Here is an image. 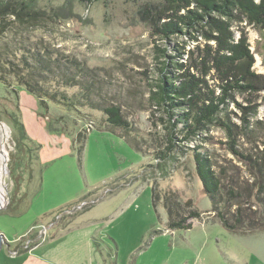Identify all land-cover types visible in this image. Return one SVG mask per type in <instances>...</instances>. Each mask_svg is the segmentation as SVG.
Masks as SVG:
<instances>
[{
    "label": "rangeland",
    "instance_id": "obj_1",
    "mask_svg": "<svg viewBox=\"0 0 264 264\" xmlns=\"http://www.w3.org/2000/svg\"><path fill=\"white\" fill-rule=\"evenodd\" d=\"M34 2L41 21L9 30L3 40L16 38L49 58L51 71L39 72L44 81L34 85L58 99L75 97L79 110L41 103L4 66L0 264H264V31L246 21L232 26L236 37L245 33L254 56L255 89L234 92L227 112L238 128L235 147L247 158L234 154L223 127L213 124L158 168L153 151L165 144V130L150 99L160 62L155 48L183 40L151 34L137 12L145 0ZM111 104L120 106L129 130L106 123L102 109ZM15 116L29 141L18 138ZM78 133L86 135L81 154L73 144ZM132 138L135 144L126 141ZM196 147L221 179L215 202L197 173ZM152 187L199 213L190 229H168L166 209L151 202ZM88 191L95 204L61 214ZM218 212L229 223L243 214L242 222L231 230Z\"/></svg>",
    "mask_w": 264,
    "mask_h": 264
},
{
    "label": "trees",
    "instance_id": "obj_2",
    "mask_svg": "<svg viewBox=\"0 0 264 264\" xmlns=\"http://www.w3.org/2000/svg\"><path fill=\"white\" fill-rule=\"evenodd\" d=\"M79 1L90 3L93 0ZM137 12L149 25L152 35L164 38L168 43L172 37L183 40L169 48H155L160 62L150 99L155 109L161 112L158 119L165 130V144L153 151L154 166L159 168L171 161L179 144L199 136L213 124L223 127L229 149L237 156L247 158L235 147L238 128L230 121L227 112L229 103L234 101V92L255 89L252 70L254 56L245 33L240 30V35L236 37L232 26L246 21L264 31V0H145ZM43 13L34 0H0V81L4 78L1 72L6 66L8 76L14 78L16 85L36 95L41 103L47 99L77 111L78 106L73 102L75 97L71 99V96L65 95L63 99H58L50 91L34 85V79L44 81L39 72L45 74L51 71L49 58L26 49L16 38L3 40L9 30L23 31L27 25L36 24V21L38 24ZM84 92L79 96L84 99L83 104H89L90 97ZM102 110L108 125L129 130L130 125L119 105L104 106ZM243 119L240 128L246 131L245 117ZM13 123L20 141H29L18 116L13 117ZM85 137V134L78 133L77 138H73L79 154L83 151ZM126 141L136 143L133 138ZM192 153L203 187L215 202L220 196L221 179L215 173L209 157L199 147L193 149ZM90 194L88 191L77 199L78 202L61 208V214H72L71 209L78 207H82L80 212L89 209L98 200L88 199ZM176 198V194L171 193L160 195L152 187L151 202L154 207L161 204L166 209L168 229H190V219L198 217L199 213L186 209ZM80 203L84 205L80 206ZM217 216L225 227L234 230L237 224H241L243 214H235L233 223H229L220 212ZM59 217L61 215L55 214L53 219Z\"/></svg>",
    "mask_w": 264,
    "mask_h": 264
},
{
    "label": "bare ground",
    "instance_id": "obj_3",
    "mask_svg": "<svg viewBox=\"0 0 264 264\" xmlns=\"http://www.w3.org/2000/svg\"><path fill=\"white\" fill-rule=\"evenodd\" d=\"M4 152L2 151V149L0 148V164L2 163L3 159H4ZM3 165V164H2ZM3 204L2 202V187L0 186V206Z\"/></svg>",
    "mask_w": 264,
    "mask_h": 264
}]
</instances>
